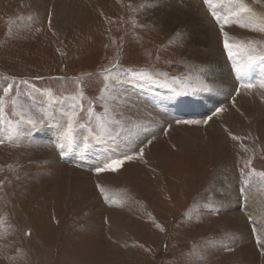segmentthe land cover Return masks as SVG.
Instances as JSON below:
<instances>
[{
	"label": "rangeland",
	"instance_id": "obj_1",
	"mask_svg": "<svg viewBox=\"0 0 264 264\" xmlns=\"http://www.w3.org/2000/svg\"><path fill=\"white\" fill-rule=\"evenodd\" d=\"M181 1L183 12L201 5L213 21L202 0H193L195 6ZM246 2L264 12V0ZM159 7L149 0H0V95L10 78L27 79L28 85L16 87L18 103L44 115L36 126L21 125L19 140L0 145V264H264V243L256 240L259 235L264 241V184L254 177L245 186L239 171L253 152L252 166L264 171V90L242 91L244 103L235 89L210 110L216 86L209 79L208 49L225 59L239 86L222 36L207 47L199 44L193 39L198 29L162 23L156 17L166 11ZM240 31V37L229 31L230 42H264L262 33ZM118 51L122 69L115 88L122 99L115 118L124 131L114 141L90 140L87 148L77 141L62 151L54 125L68 103L49 106L42 92L72 94V78L81 77L85 109L93 100L102 114L101 70L116 61ZM143 68L158 70L161 83L128 73ZM200 81L211 90L192 92ZM191 100L202 104L199 114L188 115ZM219 107L226 109L213 117L222 127L220 137L203 124L174 123L205 119ZM7 112L17 119L11 98ZM79 116L83 122L86 112ZM6 127L0 122V138ZM228 132L245 139L234 141ZM139 148L143 155L118 171H95ZM209 203L220 210L213 213Z\"/></svg>",
	"mask_w": 264,
	"mask_h": 264
},
{
	"label": "snow or ice",
	"instance_id": "obj_2",
	"mask_svg": "<svg viewBox=\"0 0 264 264\" xmlns=\"http://www.w3.org/2000/svg\"><path fill=\"white\" fill-rule=\"evenodd\" d=\"M203 4L213 21L218 26L219 32L222 36L223 48L226 50L228 58L232 61V66L235 72V79L238 81L239 86L236 88V95L239 96L241 92L252 94L255 90H264V67L259 70L258 76H253V70L257 65H264V48L258 47L259 44L264 42L258 41H248L246 43H232L230 42L229 31H226L227 26L237 25L240 28L248 29L252 32H258L264 34V12L257 14L249 7L246 0H202ZM146 5H141L144 7ZM131 8V5H129ZM134 11V9H133ZM50 23V18H49ZM135 26V22H133ZM159 59V57H157ZM170 63V61H169ZM122 65L119 63V51L117 53V59L110 67L101 70V75L104 78L103 88L100 90V95L98 99L102 102L103 113L97 114L95 111V101L89 100L88 107L85 109L84 106V96L83 84L81 83V77H74L73 82L76 85V91L72 94L60 95L54 93L52 90H47L42 92L45 97L46 103L49 106L64 105L68 103V110L65 111L63 108L60 110V117L62 122L57 121L54 127L57 128L58 135V147L63 151L66 148L70 149L77 141H82L83 146L87 148L89 146V141H95L98 144L107 143L108 140H115L121 132L124 131V126L122 121L115 118V106L118 105L122 97L116 93L115 85L120 81V75L118 73L121 71ZM158 70L152 68L143 69H128V73L133 76H138L141 80H145L149 83L157 84L161 83L163 79L162 76L157 74ZM40 79V77H36ZM30 82L27 79L10 78L4 86H2V95H0V122H3L6 127V136L0 138V145L8 142H13L19 140L21 136L24 135V130L21 125L28 124L31 126H36L38 123H42L44 120V115L34 114L36 110L29 109L26 106H22L18 103V92H16V87L19 84L28 85ZM164 87H170L169 84L163 83ZM33 91L40 92V89H35L33 86ZM197 90L210 91V86L203 82H199V87L194 88L191 91L195 92ZM175 95H187V92H177L172 89ZM107 93V95H106ZM9 98H11V106L14 115L17 119L13 120L9 118L7 107L9 105ZM235 100L233 99V104ZM226 109L224 107L216 108L207 118L202 120L193 119H176L174 123L176 124H186V125H207L215 116H219ZM86 112V117L84 121L81 122L79 114ZM53 119H55V114L51 113ZM171 127V125H168ZM228 135L234 141H241L245 137H240L233 135L228 132ZM151 143V140L148 141ZM241 147H244L241 145ZM248 151L247 148H244ZM143 148H139L138 151L132 150L130 154H125L116 158L108 159L103 163L101 167H97L95 171L97 173H103L107 171H118L120 166L123 165L125 161H131L137 156L143 155ZM255 158V153L248 156L247 159L241 160V167L239 171L246 179L243 181L245 186L251 185L253 178L259 179L261 184H264V171H258L253 167V160ZM100 193L104 196V199H109L108 193L103 186L98 185ZM245 191L241 188V192ZM246 200V197H245ZM206 207L213 213L218 212L220 209L215 207L212 203L206 205ZM246 204H242V208H245ZM264 212V209H262ZM249 220H253V216L250 214L248 216ZM253 231H257L255 223H253ZM257 243L261 244L264 241L261 237L257 235ZM231 250V249H228Z\"/></svg>",
	"mask_w": 264,
	"mask_h": 264
},
{
	"label": "bare ground",
	"instance_id": "obj_3",
	"mask_svg": "<svg viewBox=\"0 0 264 264\" xmlns=\"http://www.w3.org/2000/svg\"><path fill=\"white\" fill-rule=\"evenodd\" d=\"M149 1L152 2L153 4H159V5L164 6V8L163 7L162 8L159 7V10L160 11L161 10L166 11V14L163 13V12H161V13L158 12V16L156 17L157 19L162 20V23L165 22V24H167V25H173V26L182 24V25H185V26L187 25L186 27H189V28L191 27L190 28L191 30L198 29L200 31V33L196 32L194 34V36H193V39H195V37H196V42H199V44L204 43L203 45H205L207 47V45L209 44L208 42L211 41V40H213V38H215L216 36L217 37H221V34L219 32V29H218V26L215 24V22H213L203 12V7L201 5H197V3L194 2L193 0H191V1H193L192 3H189V6H195V5H197L196 6V9L193 10L192 9L193 7L192 8L191 7H188V9L186 10L187 13H185V11L184 12L182 11V9L184 7H186V6H182L183 2L181 0L180 1L182 2V4L179 3L178 0H177V2L181 5L182 8L178 4H175L174 3V0H149ZM186 5H187V3H186ZM152 6L153 5H151V7ZM154 22H155V20H154ZM159 23H161V21ZM238 28L232 27V26H227L225 30L226 31H231V33L235 37L236 36L237 37H240L242 35V34H240L242 31H240L241 28L239 26H238ZM236 30H238V31H236ZM235 33H236V35H235ZM198 34H199V36H198ZM206 53L208 54V61L206 63L209 66V79L212 80L213 83L216 86V89L213 90V92L215 94H214V97H213L214 98L213 106L210 108V110H211L213 107H215L218 104H220V102H221V100H222L223 97H225V96H228L227 98L231 97V94H233V92L236 89L237 83L234 82V79L231 77L230 73L228 72L227 67H226V65L228 63L225 61L224 58L219 57L218 54H216V53L214 54V52L212 50L210 51L209 49L207 50ZM259 69L260 68H258L256 70H253V74H257V72L259 71ZM236 98L238 99V101L240 99H243L244 100V103H245V100L248 101V99L245 98V97H243V96H238ZM171 104L175 107V103L174 102L171 103ZM189 105L191 107L190 109L192 110V112L191 113H188V115L189 114H193V115L199 114L198 111H201L202 110V104H201V107H200L198 104H194L192 100L190 101ZM194 105L196 107V110L194 108ZM245 110H246V107H245ZM248 111H249V108H248ZM250 111H252V110L250 109ZM203 113L204 112L202 111V114ZM236 113H237V111H235L234 114H236ZM215 120H216V118H213L207 125H204V126H206V128L208 129V131H210L212 133V135L215 134V136L220 137L221 136L222 127L219 124L216 125L217 122L215 123ZM179 132H181V134H182L181 136L183 138L188 139L187 134H186V132H185L184 129H180ZM188 134L190 135L191 133H188ZM180 142H181V140H180ZM76 173H77V171H76ZM10 190H12V189H10ZM235 212H237V209L236 210H233V211H230V216L235 215Z\"/></svg>",
	"mask_w": 264,
	"mask_h": 264
},
{
	"label": "crops",
	"instance_id": "obj_4",
	"mask_svg": "<svg viewBox=\"0 0 264 264\" xmlns=\"http://www.w3.org/2000/svg\"><path fill=\"white\" fill-rule=\"evenodd\" d=\"M176 108V110H177V107H175Z\"/></svg>",
	"mask_w": 264,
	"mask_h": 264
}]
</instances>
